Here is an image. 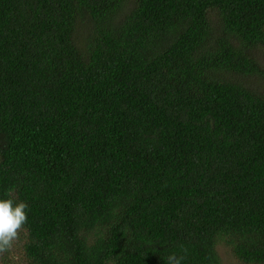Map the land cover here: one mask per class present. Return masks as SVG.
<instances>
[{
	"label": "trees",
	"instance_id": "obj_1",
	"mask_svg": "<svg viewBox=\"0 0 264 264\" xmlns=\"http://www.w3.org/2000/svg\"><path fill=\"white\" fill-rule=\"evenodd\" d=\"M0 264H264V0H0Z\"/></svg>",
	"mask_w": 264,
	"mask_h": 264
},
{
	"label": "clouds",
	"instance_id": "obj_2",
	"mask_svg": "<svg viewBox=\"0 0 264 264\" xmlns=\"http://www.w3.org/2000/svg\"><path fill=\"white\" fill-rule=\"evenodd\" d=\"M5 195L8 198H0V253L13 247L28 219L25 211L28 205L23 201L16 202L10 192ZM183 259V256L170 253L165 257V264H182Z\"/></svg>",
	"mask_w": 264,
	"mask_h": 264
},
{
	"label": "rangeland",
	"instance_id": "obj_3",
	"mask_svg": "<svg viewBox=\"0 0 264 264\" xmlns=\"http://www.w3.org/2000/svg\"><path fill=\"white\" fill-rule=\"evenodd\" d=\"M219 252L224 264H241L231 253H229L224 247H219Z\"/></svg>",
	"mask_w": 264,
	"mask_h": 264
}]
</instances>
